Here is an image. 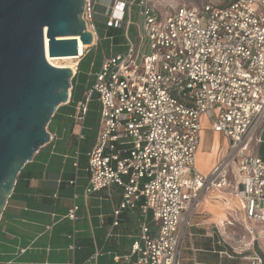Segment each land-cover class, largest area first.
I'll return each instance as SVG.
<instances>
[{
	"label": "built area",
	"instance_id": "built-area-1",
	"mask_svg": "<svg viewBox=\"0 0 264 264\" xmlns=\"http://www.w3.org/2000/svg\"><path fill=\"white\" fill-rule=\"evenodd\" d=\"M98 6L99 0H85L82 15L92 45ZM135 6L136 43L128 36ZM108 14L107 27L123 30L128 48L104 55L73 118L82 144L97 96L101 118L87 155L85 196L121 188L115 226L125 210L140 207L142 213L140 234L115 264H184L181 249L194 215L207 195L224 191L239 202L245 234L216 226L222 248L215 252L230 262L249 256L261 263L256 244L264 239V159L255 148L264 132V0L202 6L181 0L162 10L150 0H115ZM204 117L227 144L209 175L196 163ZM78 209L74 205L67 217L76 221ZM69 238L74 250L75 236ZM99 256L96 251L84 264H97Z\"/></svg>",
	"mask_w": 264,
	"mask_h": 264
},
{
	"label": "crops",
	"instance_id": "crops-1",
	"mask_svg": "<svg viewBox=\"0 0 264 264\" xmlns=\"http://www.w3.org/2000/svg\"><path fill=\"white\" fill-rule=\"evenodd\" d=\"M108 1L109 3L103 13L105 31L108 34H114L106 36L105 39L115 41L119 31L124 37L125 34L121 29L107 27L108 13L115 0ZM150 1L160 10L166 7L163 3L154 4L152 0ZM129 39L131 40L130 36ZM101 40L97 27L96 41L92 46H96ZM114 47L116 45L112 44L111 48ZM125 47L127 50V40H125ZM117 53L111 55L104 53V55L110 57ZM84 57L79 60L75 77L79 74V67ZM55 117L56 113L47 128L51 135V141L41 147L32 161L24 166L1 215L0 264H84L92 260L96 251L100 253L97 264H115L114 257L129 253L134 239L141 232L140 226L143 217L140 207L123 211L118 217V225L115 226L117 218L114 212L122 202V189L118 186H112L108 190L93 193L88 197L85 196V190L90 180L87 155L95 146L96 141H93L87 135L85 129L86 140L79 144L76 136L78 128L73 120L63 125V121L55 119ZM206 131H210L214 137L211 144L214 145L216 135H218L219 140L222 139L221 135L212 131L209 120L204 117L202 138ZM80 147L82 149L79 151L77 174L75 164L77 163ZM212 149L204 152H209ZM211 171L200 172L209 175ZM74 179L76 180L75 184H70ZM75 194H77L76 198ZM211 200L212 202L218 200L216 201L217 204L224 205L226 210L241 212L238 200L228 195L226 191L213 192L207 195L204 200L203 206L208 205L219 208L220 206L213 204ZM74 205L79 207L76 221H72L67 217ZM204 213H207L206 210ZM229 217L232 218L231 213H229ZM229 217L227 215L225 217L220 216L213 223H205L210 224L211 227L193 221L191 227L187 229L186 237L189 241L194 238L197 240V247L192 242L189 250L194 256L196 254L198 259L193 257L190 261H185L180 257L181 261L184 264H220L216 262L218 258V260L228 261L227 264H235V261L230 262L227 258L215 252L222 248L216 226H220L221 233L229 231L236 234L233 231L236 223L230 220ZM233 218L238 220L235 217ZM229 221L235 224L233 229L226 225ZM223 224L226 226L222 227ZM261 228L258 229L261 230ZM198 229L202 230V233H198ZM71 235L75 236L76 248L74 250L70 248L73 242L69 238Z\"/></svg>",
	"mask_w": 264,
	"mask_h": 264
},
{
	"label": "water",
	"instance_id": "water-1",
	"mask_svg": "<svg viewBox=\"0 0 264 264\" xmlns=\"http://www.w3.org/2000/svg\"><path fill=\"white\" fill-rule=\"evenodd\" d=\"M85 0H0V218L24 166L51 141L47 128L70 102L74 72L46 57L93 44Z\"/></svg>",
	"mask_w": 264,
	"mask_h": 264
},
{
	"label": "rangeland",
	"instance_id": "rangeland-1",
	"mask_svg": "<svg viewBox=\"0 0 264 264\" xmlns=\"http://www.w3.org/2000/svg\"><path fill=\"white\" fill-rule=\"evenodd\" d=\"M130 1V0H126ZM138 0H135L137 2ZM153 3L160 2L161 4L169 5L171 4H177L178 2H181V0H152ZM189 3H192L196 6H202L203 4H206L208 2H213L215 4H229L232 0H186ZM108 0H100V7L98 8V15L95 18L96 25L98 27V31L100 33V36L102 38L101 42H99L96 46H92L89 51L87 52L86 56L84 57L81 66L79 67V74L78 76L74 77L72 80L73 84V90L71 91V104L70 105H64L58 109L56 112L55 119H59L60 121H63V125H66V123H70L73 120V123L75 124V120L73 118L74 114L76 113V104L78 101L84 99V94L87 92L92 85L95 82V78L91 75L94 72H97L100 69L102 59L104 56V53H107V55H111L112 53L117 52H124L126 50L125 47V37L124 35H121V32L117 33L115 41H111L108 39H105L106 36L113 35L114 33H107L105 31V18H104V10L105 7L108 5ZM131 25L129 27V36L131 40L134 42H137V26L136 24L139 23L140 17L138 15V7L135 6L133 8V13L131 16ZM112 44H115L116 47L111 48ZM94 64V65H92ZM71 115L70 117H68ZM100 118H101V107L100 103L97 100V96L94 97L93 102L90 104V112L87 117L85 127H86V133L89 135V137L96 141V136L98 134L99 125H100ZM206 134L202 138V142L199 148L198 156H197V166L201 172L205 171H211L213 167L218 164L222 158L226 155L227 151V144L225 143V140L222 138L219 140L218 135L215 137V143L211 144V142L214 140V137L210 131H206ZM213 145V147H212ZM260 146H256V150L259 151ZM209 152H204L205 150L211 149ZM229 178H233V175L230 174ZM218 200H211V202L215 205L217 204ZM204 203V202H203ZM202 205L199 207L198 211L199 213L195 214L193 217V221H197L198 223H201L202 225H206V227H211L210 224L205 223H213L216 219L221 217H225L226 215L229 217V213L232 214V218L230 220L235 221L236 227L233 229L236 234L244 235V225L241 223V216L242 213L240 211L232 212L229 210H226L224 205H219V208H213L212 206ZM236 207V205H234ZM213 208V209H212ZM212 209V210H211ZM206 210L207 213H204ZM216 210V212H215ZM197 211V212H198ZM197 215V216H196ZM233 217L239 220H235ZM192 221V223H193ZM255 226H257L255 224ZM229 230V229H228ZM202 230L198 229V233H202ZM230 233L229 231H227ZM199 240V239H198ZM194 243V246L197 247V240L195 238L192 241H189L188 237L185 238L182 249H181V259L185 261H190L193 257L198 259V256L196 257L193 255V253L189 250V248L192 246L191 243ZM256 252H258L261 263L258 261H253L249 258V256H239L237 260H235V264H264V239L260 240L259 243L256 244ZM221 260V262H220ZM217 261L220 264H227L228 261L220 259Z\"/></svg>",
	"mask_w": 264,
	"mask_h": 264
},
{
	"label": "bare ground",
	"instance_id": "bare-ground-1",
	"mask_svg": "<svg viewBox=\"0 0 264 264\" xmlns=\"http://www.w3.org/2000/svg\"><path fill=\"white\" fill-rule=\"evenodd\" d=\"M72 39L78 40L79 56L50 57L48 53V47L46 44V57H47L48 62L52 66L57 67V68H69L75 73L77 69V65L79 64L78 62L79 58L85 55V50L89 46H86L85 44H83L80 37H76Z\"/></svg>",
	"mask_w": 264,
	"mask_h": 264
},
{
	"label": "trees",
	"instance_id": "trees-1",
	"mask_svg": "<svg viewBox=\"0 0 264 264\" xmlns=\"http://www.w3.org/2000/svg\"><path fill=\"white\" fill-rule=\"evenodd\" d=\"M71 104V102L68 104V105H70ZM89 115V114H88ZM263 143L260 145V148H259V155H260V157H262L263 159H264V132H263ZM82 149V147H80V150ZM22 174V173H21ZM21 174L19 175V177L17 178V179H19L20 178V176H21Z\"/></svg>",
	"mask_w": 264,
	"mask_h": 264
}]
</instances>
